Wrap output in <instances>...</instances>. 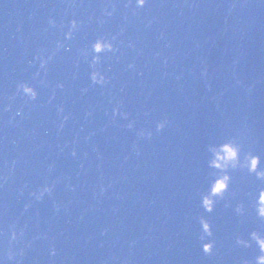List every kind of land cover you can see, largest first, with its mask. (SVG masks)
Masks as SVG:
<instances>
[{
    "label": "clouds",
    "instance_id": "clouds-1",
    "mask_svg": "<svg viewBox=\"0 0 264 264\" xmlns=\"http://www.w3.org/2000/svg\"><path fill=\"white\" fill-rule=\"evenodd\" d=\"M148 3V0H126L124 4L125 8L134 6V9H142ZM114 8L115 5H112ZM106 16H111L112 12L105 10L104 13ZM48 24L54 26L55 21L49 18ZM79 22L76 19H72L68 22L67 31L63 33V40L68 41L73 37V33L77 30ZM116 36L111 37L105 35H98L93 39L89 45L80 50V55L88 63L91 71L89 72V80L92 85H98L103 87L107 82L108 78L105 74L97 67L102 61V57L109 54L115 53L117 48L114 46V41ZM64 46L63 41H56V50H59ZM51 55L47 58L42 55L37 57L39 59V68L46 71V66L48 61L51 60ZM129 68H132L133 65L129 64ZM36 76L40 75V72L37 71ZM41 84L44 83L43 80L40 81ZM56 87L62 88L63 84L57 83ZM82 92H86L87 89H81ZM15 95L21 96L25 103L35 101L38 97V92L36 87L30 84L27 81H19L15 86ZM62 111V109H60ZM19 114V113H18ZM117 114L121 115L124 118H127V113L119 112V108H113L112 115L116 116ZM167 120H160L155 125V130L157 132L161 131ZM127 127L131 129L133 127V122L129 121ZM138 136L151 137L152 132L141 129L138 133ZM208 151L211 154V157L208 161V166L210 168L216 169L215 178L212 181L210 188L207 193L200 195V207L204 209L205 212H211L213 206L216 203V200L223 199L225 193L228 191L231 176L229 175V169L243 168L246 169L249 174H255L258 179L264 180V167H260L261 161L260 156L253 154L252 152L241 153V146L235 139H226L222 143L217 145H209ZM75 155V152L72 153ZM51 167V166H49ZM52 191L51 187L48 185L42 186L34 193L30 195L34 196L36 200H40L43 196ZM253 198V209L255 211L256 217L258 220L264 222V187L260 188ZM27 207V205L25 206ZM234 212L237 215L244 214V208L241 204H237L234 208ZM200 225V234L198 239L200 240V248L204 255H210L213 252L215 242L211 239L212 230L211 226L208 223L207 219L203 216L198 217ZM13 225H9V240L16 241L18 237L23 236V231L21 230L17 233ZM255 242V245L258 249L259 254L255 256L254 261L243 260L242 264H264V235L260 232L253 230L248 233V238L243 239L239 236L235 239V244L243 248H249L252 246L251 242ZM50 255H55V249L51 248L49 250ZM15 254L8 250L6 255L0 256V264H6V262L14 261Z\"/></svg>",
    "mask_w": 264,
    "mask_h": 264
}]
</instances>
